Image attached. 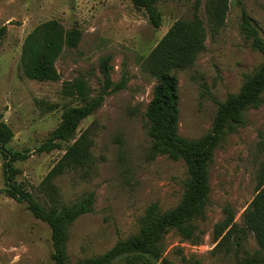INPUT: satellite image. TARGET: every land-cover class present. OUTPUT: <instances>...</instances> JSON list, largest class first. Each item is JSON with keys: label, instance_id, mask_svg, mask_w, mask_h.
<instances>
[{"label": "rangeland", "instance_id": "1", "mask_svg": "<svg viewBox=\"0 0 264 264\" xmlns=\"http://www.w3.org/2000/svg\"><path fill=\"white\" fill-rule=\"evenodd\" d=\"M193 2L159 3L161 25L153 28L145 12L129 0H0V28L6 27L0 37V114L13 132L6 147L28 150L26 160L13 164L20 170L14 180L38 200L49 198L41 185L64 150L39 154L35 149L58 125L62 109L79 104L76 97L64 93L63 83L82 78L91 96L98 95L105 85L106 58L111 82L126 80L123 89L109 91L102 105L79 124L76 136L86 132L92 141L89 167L65 170L51 181L61 204L73 203L88 192L95 196L92 211L69 228L66 251L72 261L101 254L118 239L135 233L149 205L167 210L181 198L187 175L184 162L147 155L144 112L155 80L141 71L140 62L174 21L192 17ZM199 2L197 14L207 30L205 49L192 66L175 72L178 132L187 139L208 132L216 110L213 98L224 100L227 94L238 92L245 75L252 74L262 61L240 31L242 10L264 40V0H229L224 24L215 34L208 29L204 0ZM50 19L66 30L78 28L81 39L77 47H65L57 58L59 80L27 79L19 68L23 40L35 26ZM263 138L264 93L263 103L247 109L244 123L228 132L214 151L205 218L196 220L201 241L181 240L174 231L165 235L164 254L174 264L234 261L233 251L213 252L212 235L225 217V208L243 225L242 212L255 194L258 170L264 163ZM3 163L0 154V189L6 187ZM257 248L253 234L248 233L242 249L253 253ZM51 252L48 225L34 218L25 202L0 193V264H54Z\"/></svg>", "mask_w": 264, "mask_h": 264}, {"label": "trees", "instance_id": "2", "mask_svg": "<svg viewBox=\"0 0 264 264\" xmlns=\"http://www.w3.org/2000/svg\"><path fill=\"white\" fill-rule=\"evenodd\" d=\"M129 1L135 9L145 12L153 28L160 27L161 13L158 4L169 0ZM199 3V0H194L192 17L174 21L140 62L141 71L155 80L152 97L144 112L145 134L149 139L147 155L150 159L166 156L171 160L184 162L187 175L181 198L175 207L167 210H161L157 204L149 205L139 219L138 230L126 238L118 239L103 253L76 261L69 259L66 251L69 228L77 218L92 211L95 196L93 192H88L73 203L61 204L56 198L57 188L51 181L65 170H83L89 167L92 162V141L86 132L76 136L77 129L83 119L102 105L104 96L109 91L125 87V77L113 84L109 79L106 58L103 62L105 85L98 95L91 96L90 87L82 78L63 83L64 93L76 97L79 104L62 109L58 125L35 149L39 154L55 149L64 150L41 185L49 195L43 202L14 180L20 170L13 164L26 160L29 153L28 150L11 151L6 147L13 132L0 114V154L4 159L6 184L5 188L0 189V193H5L17 202H25L31 215L48 225L52 247L50 257L54 264H174L164 254L163 240L167 233L174 231L181 240L193 244L201 241L196 220L205 218L210 195L209 164L214 151L228 132L244 123V112L247 109L259 107L263 103L264 40L250 16L242 10L240 31L250 40L252 48L262 55V61L252 74L245 75L238 92L227 94L224 100L213 98L216 110L206 134L196 139L183 137L178 132L179 108L175 72L192 66L205 49L207 30L197 14ZM228 8L229 0H204L206 21L212 34L223 26ZM5 30V26L0 28V37ZM81 34L75 27L66 30L55 19L39 23L23 40L19 62L21 74L35 81L59 80L55 62L65 47H77ZM224 214V219L216 224L213 231V252L233 251L234 261L230 264H264V163L258 170L255 194L242 212L243 225L234 221L229 208L224 209ZM248 233L253 234L258 247L253 253L242 249ZM195 264L199 262L195 261Z\"/></svg>", "mask_w": 264, "mask_h": 264}]
</instances>
